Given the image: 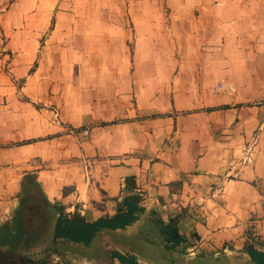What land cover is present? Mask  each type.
Listing matches in <instances>:
<instances>
[{"label": "crops", "instance_id": "1", "mask_svg": "<svg viewBox=\"0 0 264 264\" xmlns=\"http://www.w3.org/2000/svg\"><path fill=\"white\" fill-rule=\"evenodd\" d=\"M165 1L166 38L163 0H129L127 27L96 31L89 17L84 28L77 9L59 5L45 15L47 37L43 29L15 49L8 37L1 49L0 228L28 174L51 204L89 221L115 213L129 176L143 198L135 224L101 232L90 247L59 242L55 263L119 264L118 251L158 264L156 247L173 250L156 221L175 216L186 236L176 249L190 258L255 264L246 244L264 250V17L234 23L251 31L234 40L235 56L222 33L232 25L221 21L264 13V0ZM99 45L114 52L95 53ZM228 82L230 94L220 88Z\"/></svg>", "mask_w": 264, "mask_h": 264}, {"label": "trees", "instance_id": "2", "mask_svg": "<svg viewBox=\"0 0 264 264\" xmlns=\"http://www.w3.org/2000/svg\"><path fill=\"white\" fill-rule=\"evenodd\" d=\"M31 142L33 141H29ZM124 191L126 194L122 198L114 199V214L89 221L78 212L68 213L63 206L51 204L45 198L36 175L28 174L22 183L20 203L12 221L0 228V264H58L53 262L52 256L61 254L59 242L90 247L101 232L125 230L132 226L145 212L143 198L137 192L135 176L125 179ZM179 224L178 216L168 221H156L168 250H175L186 243V236L181 234ZM52 226L51 243L40 252L43 257L35 259L27 249L37 243V238L49 237L48 230ZM18 242L20 246L15 248ZM244 251L255 264H264V250L248 243ZM110 255L119 264H143L134 254L113 251Z\"/></svg>", "mask_w": 264, "mask_h": 264}, {"label": "rangeland", "instance_id": "3", "mask_svg": "<svg viewBox=\"0 0 264 264\" xmlns=\"http://www.w3.org/2000/svg\"><path fill=\"white\" fill-rule=\"evenodd\" d=\"M128 3L129 0H0V54L3 53L1 49L6 45V40L8 37H12L14 39V49L19 48L21 43L33 40L36 41L39 38L38 33H42L43 29L46 32L45 37H47L52 30V26L49 25V21L45 18V15L56 9V7H59V5L62 6V10L64 11H76L75 9H77L79 17L84 18V28L88 27V18H94V22L92 21L95 23L93 27L97 31V23H100V25L104 28L127 27L131 20L129 15L124 13L123 7L128 6ZM162 5L165 7L162 14V23L164 26L163 38H166L168 37L167 26L171 24V14L170 9L167 8L165 0H163ZM89 8H93V10H90ZM119 11L122 12L119 13ZM257 16H260L259 18L264 17V13L262 12L259 14H252L251 12H248L244 14L235 12L224 13L222 15L221 21L232 25L226 27L223 26L222 28V33L224 34V37L226 36V54L228 56H235L237 54V50L239 51V49H242L241 47L238 48L234 42L236 38L240 37V34L243 35V37H250L251 35L250 30L236 31L233 28L234 23L249 22L252 21V17H255L253 19H256ZM151 17L154 18V15H151ZM236 32H238V35ZM257 32L258 38H264V30H258ZM96 40H100V37H98L97 33ZM188 48L192 49V46ZM261 50L264 54V49ZM94 52L109 54L113 53L114 51L113 48L109 49L107 46L99 45L96 47ZM259 53H261V51H259ZM5 69L9 70V67L6 66ZM50 229L51 227L49 228L48 232ZM159 238L160 236L157 235L155 240L156 243L160 245L161 239ZM107 239L108 237L104 236V238L100 240V243L103 244L102 242L107 241ZM36 240L37 243L27 250L28 252L32 253V256L35 259H40L43 257V255H41V251L36 252V250L48 246L51 243V235L49 237L45 236V238L39 237ZM18 246H20L19 242L16 244L15 248ZM158 251L160 250H158V247H156V250L149 254L150 256L152 255L153 257L159 258L158 264H225L223 259L216 260L209 255H198L197 257L190 258L191 254L189 251L176 249L173 251H168V254L164 252L166 253L165 256L163 255V252ZM64 264L67 263L64 261Z\"/></svg>", "mask_w": 264, "mask_h": 264}, {"label": "built area", "instance_id": "4", "mask_svg": "<svg viewBox=\"0 0 264 264\" xmlns=\"http://www.w3.org/2000/svg\"><path fill=\"white\" fill-rule=\"evenodd\" d=\"M221 89H223L224 91H226L227 93H233L235 91L234 85L232 83H228V84H222L220 86ZM83 135H88L89 134V130L88 129H83L82 130ZM253 157L252 154L249 156L248 161H252Z\"/></svg>", "mask_w": 264, "mask_h": 264}]
</instances>
